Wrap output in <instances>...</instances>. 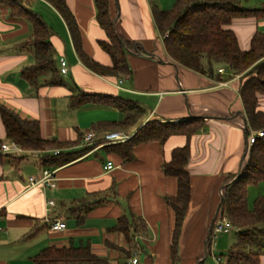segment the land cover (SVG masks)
Returning a JSON list of instances; mask_svg holds the SVG:
<instances>
[{
	"label": "crops",
	"instance_id": "obj_1",
	"mask_svg": "<svg viewBox=\"0 0 264 264\" xmlns=\"http://www.w3.org/2000/svg\"><path fill=\"white\" fill-rule=\"evenodd\" d=\"M65 1L76 18L84 51L97 62L111 65V56L99 45L107 35L96 20L94 0ZM109 1L117 32L134 43L126 56L129 75H100L90 70L79 58L60 12L47 0H25V6L49 27L56 67L60 71V59L64 58L70 69L66 75L60 72L63 84L38 87L21 74L35 63L29 42L31 22L13 15L0 2V103L22 117L38 120L44 138L56 137L62 142H75L97 122L124 117L119 109L104 104L69 108V96L79 89L137 101L143 108L138 123L120 130L130 137L149 120L177 121L193 115L202 117L204 126L189 140L185 135H173L163 144L141 143L129 161L97 146L67 163L44 167L38 151L24 150L15 156L2 151L1 145L11 140L0 114V264H34V256L51 245L88 246L93 253L120 263H126L138 249L139 264H206L210 255L214 264H221L225 258L219 254L234 242L216 240L207 256L204 242L218 216L222 187L247 159L242 161L248 134L264 127L255 129L250 124L239 93L241 74L228 77L226 71L220 73L225 79L219 80L186 68L168 55L153 9H168L176 0ZM228 27L235 32L241 50H248L253 35L264 32V18L238 17ZM47 77L48 72L43 79ZM257 98L258 110L264 112V93ZM93 132L100 139L108 131ZM187 142L192 196L174 261V213L164 197L176 194L177 180L165 175L162 165L174 148ZM81 143L72 149L80 148ZM29 154L35 155L33 160ZM21 155L24 158L16 161ZM109 161L114 167L105 170ZM44 168L55 170V187L31 185L29 178L40 176ZM256 186H263L258 195H264V182ZM49 199L55 203L50 210L46 206ZM130 213L141 217L147 230L135 233L128 243L115 226L121 216ZM58 219L65 220V229L50 228ZM258 264H264V254Z\"/></svg>",
	"mask_w": 264,
	"mask_h": 264
},
{
	"label": "trees",
	"instance_id": "obj_2",
	"mask_svg": "<svg viewBox=\"0 0 264 264\" xmlns=\"http://www.w3.org/2000/svg\"><path fill=\"white\" fill-rule=\"evenodd\" d=\"M47 1L65 19L75 49L86 67L100 75L130 74L126 56L134 43L126 41L117 32L114 18L110 14L109 0H94L96 20L107 35V39L100 40L99 45L111 56L112 64L108 66L97 62L84 51L79 26L66 1ZM0 2L8 6L13 15L26 17L32 25L33 33L29 42L33 47L35 63L25 67L21 72L22 76L35 87L63 84L61 73L56 67L55 49L50 41V30L46 22L25 6V0ZM153 15L165 49L177 63L219 80L225 79L218 72L220 67L230 72L228 77L241 74L239 93L250 124L255 129L264 127V112L258 110L257 98V94L264 93V32L257 31L252 37L250 48L241 50L235 32L228 27L234 18H264V7H244L241 0H176L168 9L155 7ZM47 72L49 77L43 79ZM90 103L115 107L124 113V117L121 120L93 124L84 134L80 133L75 142H62L56 137L44 138L38 120L22 117L3 103H0V114L7 137L23 150L61 149L58 154L39 153L41 164L53 167L74 160L97 146L94 144L72 149L83 141L86 133L125 130L135 126L143 114V108L133 99L120 95L89 93L81 89L69 96L68 106L76 109ZM203 126L204 119L193 115L177 121L149 120L140 125L127 141L104 145L103 149L129 161L134 157L135 146L141 143L157 141L163 144L173 135H185L189 140ZM189 157L190 145L187 142L174 148L171 158L162 165L164 174L177 180L176 194L164 197L174 213L171 238V255L174 261L178 259L179 241L191 203V175L187 169ZM23 158L21 155L17 160L21 161ZM1 159L0 155V161ZM245 159L240 176H237L238 173L232 174L221 193L218 214H226L237 228L234 243L225 253L219 254L220 258H225L222 264H258L264 254V195H257L251 205L248 199L249 187L264 182V136L250 146ZM115 229L121 231L127 242L131 243L135 233L146 231L147 225L141 217L130 213L129 216L123 215L118 219ZM210 246L209 238V254ZM33 261L34 264H125L101 257L88 246L73 245L47 246L34 256Z\"/></svg>",
	"mask_w": 264,
	"mask_h": 264
},
{
	"label": "built area",
	"instance_id": "obj_3",
	"mask_svg": "<svg viewBox=\"0 0 264 264\" xmlns=\"http://www.w3.org/2000/svg\"><path fill=\"white\" fill-rule=\"evenodd\" d=\"M226 71L227 70L224 67L218 68V72L221 74L225 73ZM60 72L64 75L70 72L69 65L64 58L60 59ZM262 136H264V130L250 131V133L247 136V144L249 145V147L253 143H255L259 137H262ZM129 138H130L129 135H127L125 132L120 131V130H114V131L107 132L100 139H97L94 132H88L85 134L84 139L80 145V148H86L94 144H97L98 147H102L108 144L122 143V142L127 141ZM1 147H2V151L8 154H19V153L24 152V150L19 145H17L16 143L12 141L4 142L1 145ZM60 151L61 149L39 150L38 153L58 154L60 153ZM113 167L114 165L111 161L107 162L106 165L104 166L105 170H111L113 169ZM55 173L56 172L53 169L44 168L40 176L38 177L31 176L29 180L32 186L42 185V186H48V187H55L56 180H57ZM54 204L55 203L52 199L47 200L46 202L47 209L50 210L54 206ZM66 226L67 225H66L65 220L58 219L52 222L50 228L53 230H63L66 228ZM233 230H237V228L234 226L230 218L226 214H218V216L216 217L212 225L211 233L209 236L211 244L216 243V240L219 234L229 233ZM125 264H139L138 249H135L133 251L132 255L129 257L128 261Z\"/></svg>",
	"mask_w": 264,
	"mask_h": 264
},
{
	"label": "rangeland",
	"instance_id": "obj_4",
	"mask_svg": "<svg viewBox=\"0 0 264 264\" xmlns=\"http://www.w3.org/2000/svg\"><path fill=\"white\" fill-rule=\"evenodd\" d=\"M241 4H242V6L248 7V8L249 7H251V8H259L264 3L260 2V1H254V0H241ZM130 130H128V131H130ZM34 156L35 155H33V154H29L28 158L33 160ZM104 158L106 159V156H104ZM15 160L17 161V158H15ZM262 187L263 186H251V187H249V189H248V199H249V204L250 205L252 204L254 198L260 192H262ZM236 235H237L236 230H233V231H231L229 233H221V234L218 235L217 241L228 239V241L230 240V242H234L235 239H236ZM216 249H217V251H220L219 245L216 246ZM204 254H205V251H204ZM107 258L110 259V257H107ZM206 264H214V262L212 261L211 255L207 258Z\"/></svg>",
	"mask_w": 264,
	"mask_h": 264
},
{
	"label": "water",
	"instance_id": "obj_5",
	"mask_svg": "<svg viewBox=\"0 0 264 264\" xmlns=\"http://www.w3.org/2000/svg\"><path fill=\"white\" fill-rule=\"evenodd\" d=\"M248 149H249V145L247 144V145H246L245 153H244V155H243V157H242V161L245 159V156H246V154H247V152H248ZM242 167H243V164L241 163L240 168H239V171H238V175H237V176H240L241 171H242ZM224 187H225V185L222 187V189H223ZM221 201H222V198H221ZM221 201H220V204H219L218 210H219V208H220ZM217 213H218V212H217ZM216 216H217V214L215 215L214 219L216 218ZM211 228H212V227H211ZM211 228L209 229V232H208L207 238H206V240H205V242H204V244H205V256L208 255L207 243H208V239H209V236H210V233H211Z\"/></svg>",
	"mask_w": 264,
	"mask_h": 264
}]
</instances>
